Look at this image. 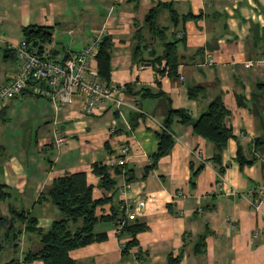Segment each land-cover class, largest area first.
Masks as SVG:
<instances>
[{
	"label": "crops",
	"instance_id": "0c3cea01",
	"mask_svg": "<svg viewBox=\"0 0 264 264\" xmlns=\"http://www.w3.org/2000/svg\"><path fill=\"white\" fill-rule=\"evenodd\" d=\"M159 4L167 5L156 17L166 31L152 34L144 20ZM188 14L198 18L181 21ZM175 16L179 20L173 23ZM31 27L51 33V42L42 49L60 58L82 51L95 35L109 37L108 83L119 86L122 104H104L86 115L76 95L55 116L50 100L33 88L0 104V120L11 118L9 109L27 99L40 107L38 122L23 137L8 141V124H0V150H12L0 153V184L10 192L0 202V218L9 219L12 206L47 230L61 214L48 201L37 203L38 198L55 178L85 173L93 199L110 198L97 208L98 217L110 215L113 207L127 222L148 228L136 235L137 245L124 257L122 246L130 238L118 236L122 224L99 222L96 231L105 232L107 239L70 251L75 264H166L168 255L180 252L177 264H264V199L258 210L252 207L264 191V0H0V87L18 72L9 46L25 40V29ZM139 39L149 48L134 58ZM163 40H178V77L160 76L151 64L150 53L162 54ZM91 66L97 69L96 58ZM193 87L202 88L196 98L188 96ZM216 97L230 111L233 134L221 163L212 160L211 142L196 135L191 123L175 119L170 152L146 172L158 144L155 133L163 128L169 109L183 110L193 122ZM56 129L66 137L62 146L55 144ZM124 145L130 151L125 164L118 166ZM238 149L252 165H239ZM95 163L110 167L116 181L113 191L104 193L98 187L99 178L92 173ZM191 164L204 165L194 179ZM131 213L134 220L128 219ZM14 226L20 234L11 240L5 236L8 227L0 222V264H22L37 242L35 234L25 231V223ZM202 234H207L206 251L197 255L194 244Z\"/></svg>",
	"mask_w": 264,
	"mask_h": 264
},
{
	"label": "trees",
	"instance_id": "16d2710c",
	"mask_svg": "<svg viewBox=\"0 0 264 264\" xmlns=\"http://www.w3.org/2000/svg\"><path fill=\"white\" fill-rule=\"evenodd\" d=\"M134 1V0H132ZM167 7L165 4H159L152 8L146 15L144 25L148 27L152 34H164L166 28L158 27L157 13L159 8ZM173 13V12H172ZM197 16L188 14L181 18V21L190 19H197ZM179 17H172V22H178ZM26 43L31 45V48L41 50L44 44L51 42V33L45 28H28L24 32ZM146 41V39H145ZM144 43L143 39H139L136 44L133 56L141 55L144 49L149 48L148 44ZM163 52L156 56L152 51L150 54L153 57L151 61L155 72L162 76L167 74L169 77H178V67L181 58L177 53L178 40L164 41ZM42 44V45H41ZM112 43L109 37H102L98 53L96 55L98 76L101 80L106 82L110 78V57H111ZM198 50L197 53H200ZM31 85H34L32 82ZM202 88L193 87L188 90L190 98H196ZM25 93L28 90L24 91ZM31 92V91H30ZM145 92H150L146 89ZM151 94V93H150ZM230 111L225 107L221 97L214 98L206 107L205 111L195 121H191L189 115L180 109H169L166 118L162 122V129L155 133L158 144L156 145L153 153L150 154L151 164L146 168V172L154 169L160 158L167 155L173 144L174 135L172 132V124L177 119L178 122L183 124H192L193 132L202 137L203 139L211 142L214 145V155L212 160L217 164L221 163L220 157L224 150L227 141L233 137L232 128L228 123ZM237 161L240 166L252 165L253 160H246L241 156L238 149ZM204 168L203 164H199L196 168L191 164L192 179ZM120 171L115 169V173ZM219 174L223 173V169H219ZM92 173L99 178L98 187L105 192L113 191L115 189L116 181L110 174V167L101 163H95L92 166ZM132 178L128 179L131 181ZM92 186L87 184L85 173L66 174L57 177L53 180L51 186L40 195L37 203L48 201L53 204L61 214L59 220L54 221L47 230H41L36 227V219L30 217L26 211H17L12 206L8 207L10 218H0V222L6 224L8 233L6 238L15 240L19 236L20 230L15 228L14 223H25V231L35 234L37 238L36 244L32 243V247L24 254L21 261L22 264H30L34 261H40L42 264H75L69 257V252L75 249L85 247L87 245L103 242L107 239L105 232H97L96 225L99 222H115L122 224L118 236L121 238L127 235L130 239L122 246V256H128L129 250L137 245L136 235L140 232L147 230V226L143 223L126 221L123 213H120L111 208V214L98 217L96 210L101 205L109 202V197H102L100 199H93ZM10 196L8 188L0 184V202L5 201ZM207 234H202L197 238L194 244V253L197 255H204L206 251L205 237ZM139 259H141L138 256ZM182 258L180 252L177 256L173 257L168 255L166 264H177ZM145 261V259H142ZM14 263L11 261L9 264Z\"/></svg>",
	"mask_w": 264,
	"mask_h": 264
},
{
	"label": "built area",
	"instance_id": "2783aa9c",
	"mask_svg": "<svg viewBox=\"0 0 264 264\" xmlns=\"http://www.w3.org/2000/svg\"><path fill=\"white\" fill-rule=\"evenodd\" d=\"M100 35L91 38L89 44L79 52H70L66 57L57 54L53 57L51 49L37 50L31 48L25 40L13 49L18 61V72L10 81L0 87V104L8 102L22 95L25 90L33 91L50 100L54 115L73 103L77 95L82 103V110L86 115H92L102 105L113 103L119 107L122 102L117 97L119 86L100 80L98 70L91 66L96 58ZM251 62L246 63L250 67ZM34 85H31V83ZM54 140L57 146L66 142V137L56 129ZM130 151V146L124 145L119 151L120 158L116 164L123 166ZM264 191L259 193L252 207L259 209ZM129 220L135 219V214H128Z\"/></svg>",
	"mask_w": 264,
	"mask_h": 264
},
{
	"label": "rangeland",
	"instance_id": "374dc122",
	"mask_svg": "<svg viewBox=\"0 0 264 264\" xmlns=\"http://www.w3.org/2000/svg\"><path fill=\"white\" fill-rule=\"evenodd\" d=\"M58 41H60L59 38ZM57 48L60 52V44L57 45ZM11 108L9 110L12 111V113H7V115H11V118L6 116V120L5 118H1L0 120V124H8L7 131L9 133L6 135V139H8V141L13 140V138L15 139L16 136L23 137L24 135L29 134L30 129H32L33 126L38 122L37 115L40 110V107L30 104L28 99L25 100L24 104L21 107ZM33 143L34 142L32 141V145ZM10 151L12 150L8 147L6 148V150H0V153L6 155ZM4 255L6 256V254Z\"/></svg>",
	"mask_w": 264,
	"mask_h": 264
}]
</instances>
